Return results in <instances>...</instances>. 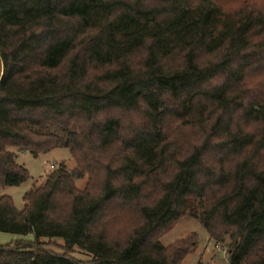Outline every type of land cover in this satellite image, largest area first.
I'll use <instances>...</instances> for the list:
<instances>
[{"label":"trees","instance_id":"1","mask_svg":"<svg viewBox=\"0 0 264 264\" xmlns=\"http://www.w3.org/2000/svg\"><path fill=\"white\" fill-rule=\"evenodd\" d=\"M59 147L74 168L0 197L33 236L0 264H180L195 240L160 238L186 214L264 264V0H0V187Z\"/></svg>","mask_w":264,"mask_h":264},{"label":"rangeland","instance_id":"2","mask_svg":"<svg viewBox=\"0 0 264 264\" xmlns=\"http://www.w3.org/2000/svg\"><path fill=\"white\" fill-rule=\"evenodd\" d=\"M195 132V129L182 130L180 136L189 140L194 136ZM16 161L28 170L30 180L17 186L0 187V197L3 195L10 196L17 209H22L23 207L22 198L24 193L31 188L35 180H40L41 176L45 175L51 166L62 162L69 169L75 167V161L69 150L63 147L54 148L38 156H33L29 152H18ZM85 181L86 178L76 181L77 187L82 189ZM198 211L201 212L200 209ZM184 238H186L187 242L195 240V243L180 264H229L227 254L228 237H225L224 242H216L204 229L199 218L186 214L173 224V227L160 238V242L163 246H169ZM32 239V235L22 236L0 231V244ZM57 242L61 244V241L57 240ZM73 256L82 261L90 259L79 251H76Z\"/></svg>","mask_w":264,"mask_h":264}]
</instances>
